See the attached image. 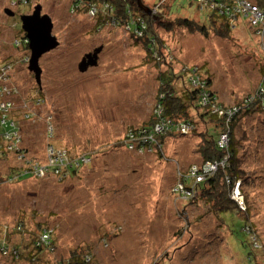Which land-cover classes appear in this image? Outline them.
Instances as JSON below:
<instances>
[{
  "label": "rangeland",
  "instance_id": "obj_1",
  "mask_svg": "<svg viewBox=\"0 0 264 264\" xmlns=\"http://www.w3.org/2000/svg\"><path fill=\"white\" fill-rule=\"evenodd\" d=\"M141 1L156 21L185 18L209 25L207 19L217 10L231 29L223 38L213 27L204 33L155 23L158 36L148 40L147 51L175 72L202 69L198 76L212 77L218 105L231 116L241 113L231 136L242 180L227 195L240 209L219 211L222 221L212 209L214 200L177 198L179 178L201 169L198 132L204 124L195 111L192 122L198 131L175 130L152 152L127 148L126 135L150 122L156 97L164 96L158 70L165 68H156L158 59L148 57L145 39L134 35L125 20L102 15L104 0H0V118L14 124H0V238L28 256L40 223L55 228L57 244L54 253L37 254L33 262L11 260L0 251V264H55L85 246L92 247L98 264H264V112H241L244 95L263 79L264 37L250 27L259 26L258 19L245 15L247 2L257 6L258 0H233L231 11L234 6L241 15L238 23L227 0L219 5L213 0ZM38 6L40 16L51 18L58 41L39 60V84L21 41V16ZM97 48V64L81 71L82 58ZM68 150L72 157L89 153L91 160L83 161L77 176L61 177L51 158L66 160ZM230 177L222 182L230 184ZM244 219L262 248L253 254ZM188 221L191 232L177 239V229Z\"/></svg>",
  "mask_w": 264,
  "mask_h": 264
},
{
  "label": "trees",
  "instance_id": "obj_2",
  "mask_svg": "<svg viewBox=\"0 0 264 264\" xmlns=\"http://www.w3.org/2000/svg\"><path fill=\"white\" fill-rule=\"evenodd\" d=\"M105 2H108L110 5H112L113 8V14L117 18H121L125 20L126 22L129 21L130 25H132L134 28L141 26L144 28V34L145 40H141L144 45L148 44V40H150L154 35H157V28L155 26V23L164 25L168 29H173L175 25H184L185 27L189 28L192 32H206L209 27L215 28V34L218 36H221L223 38L229 37V30H231L228 26V24L223 21L222 16H218L217 14H211L210 18L207 19V23L205 24H198L194 23L188 19L185 18H176L175 20L171 21H156L152 17H148L145 15L139 8L137 3L134 0H104ZM196 1V0H195ZM209 1V0H208ZM216 2V4L224 3L225 0H213ZM211 0V2H213ZM232 1V0H231ZM230 0H227V3L229 4V12L231 13V2ZM100 2V1H97ZM214 3V2H213ZM259 11L261 13H264V0H258L256 2ZM166 4L161 3L158 8L159 10L165 6ZM219 12V11H218ZM160 14L161 12L158 11ZM140 17L142 20H137L136 18ZM154 17H159V15L156 13ZM216 17V18H215ZM219 21L218 24H216V21ZM264 20V17L262 18L260 25H262V21ZM144 23H143V22ZM251 29L253 30V33L256 35V30H260L259 28L255 27L254 25L250 24ZM138 29H140L138 27ZM260 31H264L261 30ZM154 34V35H153ZM203 35V34H202ZM158 36V35H157ZM22 48L28 49V43L27 39L24 37L22 38ZM160 41V40H159ZM148 57L153 59H158V61H154V64L156 68L164 66L165 70L160 71L158 70V80L160 81V86L158 90H161L160 93H163L164 96L158 95L157 100L158 104L162 107V115L154 114L153 118L151 117L150 122L144 124L143 129H141V132L151 133L154 136H156L157 142L155 143L156 146L163 147L164 139L169 137L175 130H179L180 126L185 125L190 130L195 132L198 129L193 125V116L191 114L192 111H195L198 114L199 120L201 123L204 124V129L198 132V134L201 137V141L198 147L199 153L202 156V164L201 169L198 170L197 175L190 176L189 172L181 176L179 178V185L181 186V190L176 192L177 198L181 199H187L190 203H194L195 201H199L200 199H211L214 200L212 204V209L216 210V214L221 211L223 213L226 212H234L236 209H240V206L231 200L229 198L228 193L231 190V188L235 185V182L241 177L239 176V169L237 166L238 162V148L235 144L234 138L231 136V129L234 125L233 122L236 119L238 115L234 114L233 116H228L224 118L223 115L226 116L225 108L218 105V99L219 94L215 92L212 88L213 82L212 77L208 76L206 77H200L198 76L199 73H203L202 69H199L198 67H190L188 68L187 72L183 70H179L175 72L174 68L171 64H168L167 61L162 59L161 57H158L157 55H152V53H149L147 51ZM24 57V56H23ZM28 59L27 57H24ZM153 58V59H152ZM9 63H13V60H8ZM195 69L193 73L192 71ZM263 79L261 80L259 86L256 89H253L248 92V94L244 95L243 101L244 105L242 107L241 112H248V111H255V112H264V63H263ZM194 75V76H193ZM192 76L194 77L192 79ZM207 76V75H205ZM202 81L201 83H198L199 80ZM198 79V80H197ZM202 85H205L202 87ZM180 86V90H177V87ZM246 96H248L246 98ZM238 102V101H237ZM156 106H158L156 104ZM215 111V112H214ZM220 111H223V114L220 113ZM162 116V117H161ZM167 119L169 121V125L163 127V131L160 134H154V125L156 123L164 124L163 122H160V119ZM226 121V123H225ZM8 127V126H7ZM181 131V130H179ZM222 132L227 133L229 140L226 144H219L220 141V134ZM181 133V132H180ZM143 138V137H142ZM142 138L140 139L139 143L135 144V151L138 152V150H142L141 153H146L148 149H152L151 143L144 142ZM67 159L61 162L57 161L56 157H53L52 159L55 160L56 164L55 166L52 164V167L54 166L58 174H62L63 176H70L74 177L77 176V173L79 172L81 168V164L84 160H91V154L89 153H83L81 155V158L78 156L72 157L71 156V150H68L67 152ZM3 153L0 152V157ZM54 162V163H55ZM210 162L211 164L216 166V172L212 175V173L205 172L202 170L203 166ZM64 166V167H63ZM25 172V176H29L30 173L26 170L22 171ZM56 173V172H55ZM24 176V175H23ZM201 176V180H197V177ZM230 177V184H226L225 182H222V179L227 177ZM242 180V179H241ZM186 192L188 194H186ZM209 202V201H207ZM210 203V202H209ZM188 204V202H186ZM185 204V206H186ZM211 205V204H210ZM236 208V209H235ZM181 213L184 215L185 213L181 211ZM237 213V212H236ZM220 213H218V218H220L222 221H224L220 216ZM225 220H228L225 218ZM244 219V224L242 226L243 231L248 236V244L250 245L252 249L258 251L262 250L259 241H257V235L254 234V231H252L253 226L252 224L247 223ZM21 225V224H20ZM224 225V224H222ZM23 226V225H21ZM36 231L34 233V241L36 242L33 244L34 246L29 251H34L29 253L28 256H25L19 249L20 246L17 244H14L12 246L9 245L7 242L8 240L5 238H0V251L4 253L5 255L8 254V258H11V260H18L19 258L27 259L29 262L36 261L35 258H38L42 256V253L52 254L56 251L57 244L54 238L55 228L49 225H42L40 223L36 224ZM179 229V230H178ZM177 229L178 237L183 236V232L189 231V221L185 226H180ZM17 231H21V227L18 225ZM191 231H189L190 233ZM189 241V238H188ZM92 247L85 246V247H76L72 251L69 252L68 259H59L57 263L55 264H94L96 259H94V253L91 252ZM38 252V253H37ZM257 261V259H255ZM97 263V261H96ZM95 263V264H96ZM98 264V263H97ZM256 264H263V263H257Z\"/></svg>",
  "mask_w": 264,
  "mask_h": 264
},
{
  "label": "water",
  "instance_id": "obj_3",
  "mask_svg": "<svg viewBox=\"0 0 264 264\" xmlns=\"http://www.w3.org/2000/svg\"><path fill=\"white\" fill-rule=\"evenodd\" d=\"M138 8L148 17L151 14L149 7H146L141 0H134ZM40 7L30 15L21 16V28L25 32V37L28 40V48L30 51L29 71H31L37 83H40L41 67L39 60L41 56L55 48L58 45L57 39L52 35L53 23L48 15L40 16ZM9 15H13L8 12ZM101 48L95 49L93 52L86 54L79 63V69L85 71L88 67L97 64L98 53Z\"/></svg>",
  "mask_w": 264,
  "mask_h": 264
},
{
  "label": "built area",
  "instance_id": "obj_4",
  "mask_svg": "<svg viewBox=\"0 0 264 264\" xmlns=\"http://www.w3.org/2000/svg\"><path fill=\"white\" fill-rule=\"evenodd\" d=\"M196 1H198V0H196ZM209 1H211V0H209ZM247 4H248L249 7H248L247 10H245V15L247 17H252V18L258 19L257 20V23L259 24V26H255V27L259 28L260 30H261V28H262V30H264V20L262 21V25H260V22H261L262 18L264 17V13H261L259 11V8L257 6L250 5L248 2H247ZM101 7L103 9L102 10V15H103V13H108L109 15H112L114 13L113 12V8H112V5H110L108 2H104ZM136 19L137 20H142L140 17H138ZM103 20H106V18L103 17ZM112 20H113V22L115 24V20L114 19H112ZM112 20H110V19L108 20L107 19V24L112 23ZM128 22L129 21H127V25H128L129 29L132 31V33L134 35L140 37V36H142V33L144 34V31L142 32V29H144V28H142L141 26H138L140 29H138V27L137 28L136 27L134 28ZM260 30H256V35L261 36V37H264V31H260ZM193 76H192V79L194 78ZM154 111H155V114L158 113V115H162V111L159 109V106H156V108H155ZM220 113L223 114V111H220ZM225 113H226V116L227 117L230 116V114H229V112L227 110L225 111ZM231 113H233V111H231ZM160 122H163L164 124L156 123V126H154V134H160L163 131V127H165V126H167V125L170 124L169 121H167V119H164L163 120L161 118L160 119ZM0 124H2V125L3 124H6V125L8 124L11 128H12V125L14 126L13 122L12 121H8V119L5 116H2L0 118ZM186 129H188V127L185 126V125H182V126H180V129L179 130H181L180 132H185ZM141 138L143 140V143L146 142V141H147V143H151L152 149H148L147 152H152L154 148H159L160 147V146H156L155 145V143L157 142L156 136H154L150 132L149 133H146V134L140 133V128L131 129L130 132H129V134H128V136L126 135V140H125L124 143L126 144L127 148L129 147L130 149L135 150V144L133 145V143H139V141H140ZM220 141H222V138H221ZM224 142L228 143V140H226ZM55 151H57V150H55ZM138 152H142V150L140 149V150H138ZM56 158H57V161L59 162V164H61V162L64 161L63 158H60V156H57ZM84 161H86V160H84ZM54 162H55V160L51 158V163L55 166L56 162L55 163ZM209 166L210 167L213 166L212 167L213 168V171L210 170ZM202 170H204L205 172L213 173L216 170V166L213 165V164H211L210 162H207L203 166ZM192 172H193V175H197V172L198 171H197V169H194ZM197 180L198 181L201 180V176L197 177ZM239 181H238V183H239ZM177 187L179 188V190H181V186L180 185H178ZM186 194H188V193L186 192Z\"/></svg>",
  "mask_w": 264,
  "mask_h": 264
},
{
  "label": "bare ground",
  "instance_id": "obj_5",
  "mask_svg": "<svg viewBox=\"0 0 264 264\" xmlns=\"http://www.w3.org/2000/svg\"><path fill=\"white\" fill-rule=\"evenodd\" d=\"M203 1V0H202ZM231 1V0H230ZM204 2L205 3H209L210 1H208V0H204ZM232 3L234 2L233 0L231 1ZM235 11L236 10H234V6H233V9H232V15H236L237 13H235ZM144 13V12H143ZM214 13L215 14H219L220 12H218L217 10H214ZM145 14V13H144ZM146 15V14H145ZM237 22L236 23H238V21L241 19V15L240 14H237ZM232 22V21H231ZM233 23V22H232ZM161 25V24H160ZM231 28H232V25H231ZM234 28H236V26L234 25L233 26V29ZM144 31V29H142V32ZM140 38H143V39H145L146 37H145V35H143V33H142V36H140ZM145 48H146V52H147V45H145ZM195 71V69H193L192 71H190L191 73H193ZM205 85H202V87H204ZM248 96H246V98H247ZM157 98V97H156ZM155 103L159 106V109L162 111V107L158 104L159 102H158V100L156 99L155 100ZM238 106H239V104L237 103V102H235V105H234V107H233V109H234V111H238ZM243 107V106H242ZM242 107H241V111H242ZM243 113V112H242ZM234 114H236V115H238V113H234ZM241 114V113H240ZM239 114V115H240ZM144 127H146V126H143V125H141L140 126V133H142L141 132V129H143ZM263 130V129H262ZM223 136H228L225 132L224 133H222V134H220V140H221V138L223 137ZM228 140H229V138H228ZM226 142H224V141H219V144H225ZM240 193H241V195H242V198L245 200V193H244V191L242 192L241 190H240ZM242 199V200H243Z\"/></svg>",
  "mask_w": 264,
  "mask_h": 264
}]
</instances>
